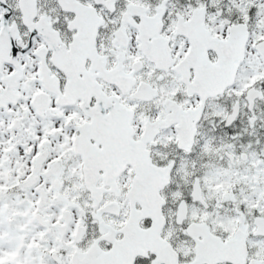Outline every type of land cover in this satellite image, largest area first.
I'll list each match as a JSON object with an SVG mask.
<instances>
[{
	"label": "snow or ice",
	"instance_id": "obj_1",
	"mask_svg": "<svg viewBox=\"0 0 264 264\" xmlns=\"http://www.w3.org/2000/svg\"><path fill=\"white\" fill-rule=\"evenodd\" d=\"M0 264H264V0H0Z\"/></svg>",
	"mask_w": 264,
	"mask_h": 264
}]
</instances>
